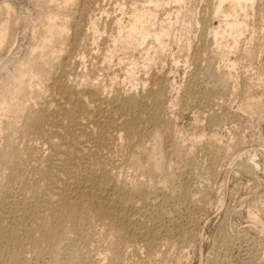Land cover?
<instances>
[{"label": "bare ground", "instance_id": "6f19581e", "mask_svg": "<svg viewBox=\"0 0 264 264\" xmlns=\"http://www.w3.org/2000/svg\"><path fill=\"white\" fill-rule=\"evenodd\" d=\"M38 1H42L48 6L55 4V6L62 7L57 10L47 9L45 14L39 16L41 28H38L41 30L34 31L36 26L34 29L32 28L33 30L31 29V32L34 33L31 35L30 48L23 56L19 54V56L9 54L8 58L0 56V264H4L5 261H8L7 264H26L27 253L39 259V256L45 253L42 249L43 246L48 248L44 247L49 256H54L53 264H69L68 261L70 264H74L78 257L74 258L75 250L69 246L67 255H65L68 261H64L59 256L62 250L59 247L62 243L72 240L71 235L73 237L78 227H81L79 225L82 219L87 217H89L88 220H91L90 217H92L97 218L96 220H100V222H108L111 228L114 227V231L118 228L124 229L132 240L145 242L151 246L150 243L154 244V240L155 242L159 240L156 238L160 237L158 236L160 233L168 234L170 232L168 224L165 222L168 217L166 207L175 189L168 191L170 188L166 190L165 184L163 185L162 181L169 172V168L166 172L168 166L165 167L168 162L167 159L165 160L167 156L162 148L164 144H161L160 136L157 138L159 132H157L159 134L156 131L149 132L148 129L152 125L156 127L157 119L160 117L155 110L158 102L162 101L160 100V91L158 92L152 85L151 88L149 85L148 90H145L147 85L143 90L139 89L140 82L135 84L137 80L135 77L137 66L133 63L135 57L131 56L132 61L131 64L127 63L128 66L122 64L125 62L123 58L126 56L123 55V50L126 54L131 51L136 53L135 48L139 46L141 49L148 40H151L148 41L151 45L155 42V44L159 43V45L167 47L166 44H163L164 38L167 36L169 38L176 20L172 22L168 18L167 23L160 22L162 23L160 28L155 29L152 26L156 21L154 20L153 23L152 20L157 13H152L153 9L149 10V7L148 10H145L143 6L141 10H138L141 6L138 7L135 3L133 11H130L132 13L129 12L130 22L128 25L123 24L122 26L118 20L120 16L117 17L118 21L115 24H119L118 30L116 29L118 36L115 35L113 47L106 45L110 49L113 48L112 51L109 49L112 55L106 48L105 50L109 52L108 56H106V51V53L102 52L106 55L100 57L101 55L93 56L91 50V47L100 44L99 41L105 42L109 35L108 31L102 32L104 27H102L103 30L100 28V18H96L95 15L92 18L93 15L89 16L88 12L90 19L84 24L86 16L82 22L80 17L79 20L73 21L67 17L68 14L64 16L63 12L66 13L65 10L71 6L74 0ZM182 1L184 3V0H174L176 5ZM218 1L214 12L225 15L223 17H225L226 23L224 20H220V22L225 23L228 28L224 27L229 29L228 32L232 36L234 35V38L231 39L236 48L238 37L242 36V32L245 33L247 31L245 28L248 27L245 25L246 22L240 21L239 16H245L248 19V10L253 6L254 0ZM147 3L159 8L168 2L166 3V0H149ZM224 3H228V9L224 8ZM2 5H5L8 11L6 13L9 16V11L12 10L11 6L7 3ZM129 6L133 7L131 4ZM144 6L146 5L144 4ZM115 7H118V4ZM122 10L119 9V11ZM6 13H2L6 16L5 20H2L3 17L0 16V54L12 33L10 32L12 28L10 23L12 22L7 20L9 17ZM149 20L153 24H150ZM224 27L223 30H225ZM221 33L223 31L220 32L218 29L211 35L216 38L220 35L221 38L223 36ZM227 35L226 37H229ZM109 36L108 39L111 37L109 40L112 42L114 35ZM218 44L220 45L221 42ZM228 44L227 47H230ZM156 46L157 50H163L162 46L160 48L158 45ZM218 46L216 45V47ZM147 47L149 48L146 45ZM223 47L227 48L225 45ZM225 48L223 49L226 50ZM92 49L94 51V48ZM145 50L143 49V51ZM149 50H146L147 54ZM218 50L221 53L219 47ZM229 50L227 49V51ZM95 51L96 53L101 52L99 48L98 52ZM113 51L116 53L121 51L122 57L119 58L123 60L119 61V58L116 60L123 61L119 63L124 65V68L119 69L123 72V76L100 74V66L96 67L92 64L97 59L100 62L99 65L112 68L111 64L116 61L114 56L116 53ZM157 52L159 53V51ZM146 53L144 52V54ZM147 54L143 57L146 56L145 60L151 62L152 58L149 61ZM130 55H127L128 58ZM152 55L155 57L156 54ZM225 55L226 53L223 56L225 57ZM91 56L95 59H92L93 61L90 59L91 62H89L88 59ZM154 57L153 63H155L154 60L156 61ZM226 57H221L218 61L224 62L223 59L226 60ZM87 62L90 64L87 65ZM145 62H142L144 63L142 68L146 69V66L150 64ZM223 62L224 69L229 68L228 64L227 66L225 64V68ZM211 63H213L212 60ZM218 66L220 70L221 66ZM230 67L232 68V66ZM104 69L101 70V73L105 71ZM148 69L147 66L146 70ZM219 70L217 71L219 72ZM222 70L220 72L224 75ZM230 70L232 69L229 68L226 71ZM105 72L107 74V69ZM227 72L225 73L227 74ZM229 73L231 75V72ZM230 75H227L228 78L224 76L225 79H229ZM158 81L160 82V80ZM141 83H143L141 84L142 88L145 81ZM227 87L229 86L227 85ZM170 105L168 104V108ZM146 132H149V135H145ZM251 162L254 163V161ZM253 163L250 165L248 163V168H252ZM246 168L245 170H251ZM157 177L164 178L162 180V178L156 179ZM106 226L108 225L106 224ZM70 245L74 244L70 242Z\"/></svg>", "mask_w": 264, "mask_h": 264}, {"label": "rangeland", "instance_id": "374dc122", "mask_svg": "<svg viewBox=\"0 0 264 264\" xmlns=\"http://www.w3.org/2000/svg\"><path fill=\"white\" fill-rule=\"evenodd\" d=\"M33 1L0 0V6L7 3L13 10L9 11L10 15L8 16L5 5H2L4 8L3 10L1 8L0 11L1 14L6 13L9 17L7 20L12 22L10 23L12 27L10 30L12 32L11 37L3 47L0 56L7 58L10 56L9 54L23 56L30 48L31 35L34 33L31 32V29L36 26L34 31L41 30L39 16L45 14L47 9L57 10V8L61 9L62 7L51 4L52 7L42 1ZM100 1L74 0L72 1L73 6L71 4L72 7L68 8L69 11L62 9L66 11V13L62 11L63 15L68 14L67 17L73 21L80 17L82 22L87 17L84 20L85 23L83 22L84 24L90 19V17L88 18L89 12V16L92 17L93 15L92 18L95 16L100 18V28L103 30L102 27H104L102 32L108 31L110 36L114 35L112 42L109 40L111 37L108 35L110 37L108 39L107 34H105L107 36L106 41H101L104 44L99 41L100 44L96 45L97 49L94 46L91 47L93 56L101 55L100 57H102L107 50L111 54L113 48L110 49L106 45L114 46L119 25L115 23L119 20L122 26L123 24L128 25L130 22L129 12L133 11L135 3H137L136 6H141L140 9L136 7L138 10H141L143 6L145 10H148L149 7V10L153 9L152 13H157L152 20V22L156 21V25L149 20L155 29L160 28L159 26L162 24L160 22L167 23L168 18L172 22L176 20L174 29L170 33L171 36L164 38V42L165 40L166 42L163 44H166L167 47L162 44L159 45V43L155 44V42L152 44L155 45L153 47L148 42L151 40H148L144 46L141 45V49L139 46H135L137 47L135 49L138 50H135L137 54L132 51L130 52L131 55L130 53L126 54L123 50V55H126L123 58L125 62L121 61L122 64L128 66L127 63L131 64V56L133 55L132 58L135 57L133 61H136L133 63L137 66L135 84L140 82L138 86L140 90H143L146 85L148 88L146 87L145 90L149 89V85L150 88L151 85L155 86L161 94L160 100L162 101H159L156 105L158 108H155L158 113L156 114L160 117L157 119L156 127L150 125L151 127L148 129L149 132L160 133H157L159 134L157 138L160 136L159 140L162 141V145L164 144L162 148H164L167 156L165 160L167 159L168 162V165H165V167L168 166L166 172L169 168L168 174L165 173L166 176L163 177L164 180L162 177L156 179L162 178L166 190L168 188H170L168 191L175 189L173 190L174 195H171V200L168 203L169 207L168 205L166 207L170 222L167 220L168 217H166L165 222L168 224L171 233H160L158 235L160 237L156 238L159 240L156 242L154 240V244L150 243L151 246H149L145 242L132 240L124 229L118 228L114 231V227L111 228L108 222H100V220H96L97 218L92 217H90L91 220H88L89 217H87L88 219L83 218L85 221L82 219L79 225L81 227H78L73 237L71 235L72 240L62 243L59 247L60 250L62 249L59 256L64 261H68L65 255H67V248L70 246L72 250H75L74 258L78 256L76 260L74 259V264H264V0H254L253 6L248 10V19L245 16H239L240 21L246 22L245 25L248 27L245 26L247 31L242 32L243 35L238 37L237 44L239 46L236 44V48L233 46L234 41L232 40L234 35L232 36L228 32L229 29L227 30L228 27L225 26L226 21L223 17L225 15L214 12L218 0H184V3L182 1L177 5L174 0H166L168 6L165 4V6L159 7L161 10L156 5L152 4L154 7L151 4L148 5L149 0ZM119 2L122 4L124 2V4ZM117 4L120 8L115 7ZM129 4L133 7L130 8ZM225 5L224 8L228 9L229 5L227 7ZM125 7L126 9H124ZM119 9L123 10L119 11ZM123 11L125 12L123 13ZM1 14L2 20H5V14ZM244 18H246L245 21ZM220 20H224L225 23L220 22ZM223 27L227 31L223 30ZM218 29L220 32L223 31L221 34L225 37L221 36L220 38V35L217 38L212 37L211 33L213 34ZM227 32L232 37L229 34V37H226ZM220 39L224 40L223 44ZM108 42L113 45L107 44ZM226 42L230 44H228L230 47H227ZM215 44L219 45L221 53L218 52V47ZM146 45L149 48H146ZM156 45L158 48L162 46L163 50H157ZM150 47L153 48L150 49ZM221 47L226 50H222ZM233 47L234 49H232ZM98 48L101 52H98ZM106 48L107 50H105ZM143 49L147 51L150 49L149 53L147 54V51H143ZM227 49L230 50L227 51ZM108 51L106 56H108ZM120 52L113 53L115 60L122 57ZM144 52L149 61L152 58L151 62L145 60L146 56L145 58L143 56L146 54ZM153 53L156 54L155 57L152 55ZM225 53L226 60L223 59L224 62L218 61L221 57L225 58L223 56ZM127 55H130L129 58ZM218 55L221 57L219 58ZM93 56L89 57V62H91L90 59H95ZM151 56L156 59V61L154 60L155 63L152 62L153 57ZM158 58L160 59L158 60ZM121 59L119 58V61ZM95 60L96 62H92L93 66H100L101 70L106 68L108 71L105 74L106 69L102 73L100 70V74L123 76V72L119 70L122 69L121 67L124 68V65L119 64L121 62L117 60L113 62V65L111 64L113 70H110L112 68L99 65L100 62ZM89 62L87 65L90 64ZM142 62L150 64H146L149 67L148 70H146L147 66L146 69L142 68L144 67ZM222 62L224 66L228 64L232 70L227 72L226 70L229 68L225 66L226 69H224ZM139 64L141 65L139 66ZM155 64L156 66H154ZM218 65L221 66L220 70ZM116 70L120 73L118 74ZM217 70L219 72L222 70L224 75ZM227 75L230 76L226 80ZM146 80L151 81L150 84ZM142 81L145 83L144 87L141 88L143 86L141 85L143 84ZM136 85L135 88L137 89ZM139 89L137 90L139 91ZM170 100H172L171 105L173 107L170 105ZM168 104L170 105L169 108ZM150 128L157 130L152 129L151 131ZM146 133L145 135H149ZM248 163L249 165L253 163L252 168H248ZM245 168L251 170L248 171ZM70 242L74 245H70ZM44 247L46 248V246L42 248L45 255L42 253L44 256H39L40 262L36 256L27 253L29 257L25 256L26 264H30V262L31 264H53L54 256H49L46 250L48 248L45 249ZM6 262L8 261H5L4 264H7ZM68 262L70 264V261Z\"/></svg>", "mask_w": 264, "mask_h": 264}]
</instances>
